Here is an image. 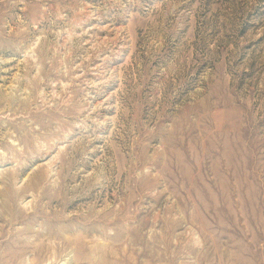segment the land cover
<instances>
[{"label":"rangeland","instance_id":"obj_1","mask_svg":"<svg viewBox=\"0 0 264 264\" xmlns=\"http://www.w3.org/2000/svg\"><path fill=\"white\" fill-rule=\"evenodd\" d=\"M0 264H264V0H0Z\"/></svg>","mask_w":264,"mask_h":264}]
</instances>
